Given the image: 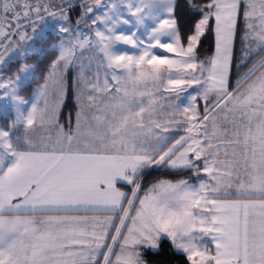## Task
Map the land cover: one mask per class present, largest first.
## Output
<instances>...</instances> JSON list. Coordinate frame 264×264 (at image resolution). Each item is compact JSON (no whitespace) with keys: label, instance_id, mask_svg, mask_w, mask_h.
<instances>
[{"label":"snow or ice","instance_id":"obj_1","mask_svg":"<svg viewBox=\"0 0 264 264\" xmlns=\"http://www.w3.org/2000/svg\"><path fill=\"white\" fill-rule=\"evenodd\" d=\"M185 4L0 0V264H264V0Z\"/></svg>","mask_w":264,"mask_h":264},{"label":"trees","instance_id":"obj_2","mask_svg":"<svg viewBox=\"0 0 264 264\" xmlns=\"http://www.w3.org/2000/svg\"><path fill=\"white\" fill-rule=\"evenodd\" d=\"M200 2V0H197ZM54 3V2H53ZM80 14V9L76 8L72 13V19L74 20L78 18ZM178 22L181 28L182 35L186 37L189 34L192 25L194 24L195 20L198 19V16L191 14L187 6L185 4V0H180V5L178 8ZM213 46V41L210 35H207L202 38V42L200 45V51L203 55H211V49ZM47 53L42 52L40 54H34L32 57L29 58L32 62H36L41 67H46L47 63H49V59H47ZM35 84L31 85L33 88ZM30 93V91L28 92ZM75 108L74 98L69 96L66 100L65 106L63 107V117H69L72 111ZM160 178H168L174 179V177L169 173L163 171H153L150 175L146 177L144 180V187H148L150 184L154 183L155 180ZM143 257L147 261L148 264H184V257L179 254H174V250L170 244V242L163 238L160 242V246L157 250L151 249H144Z\"/></svg>","mask_w":264,"mask_h":264},{"label":"rangeland","instance_id":"obj_3","mask_svg":"<svg viewBox=\"0 0 264 264\" xmlns=\"http://www.w3.org/2000/svg\"><path fill=\"white\" fill-rule=\"evenodd\" d=\"M53 2L55 3V2H57V0H53ZM91 2H92V0H91ZM76 19L74 18V20L73 21H75ZM13 39H15V37H13ZM44 45H41L39 42L36 44V47L37 48H41V47H43ZM236 49H237V51H236V54H237V56H239V41H237V45H236ZM162 51V50H161ZM28 62L29 63H36V62H32L31 60H28ZM15 69V64H13V66H12V70H14ZM5 77H7V75H8V72L6 71L5 72ZM235 68H233V77H232V80H233V83L235 82ZM36 87V85L33 87V88H35ZM31 93H24V95H30ZM3 116H4V114L3 113H0V124H3V122H4V120H3ZM9 118V117H8ZM163 239V238H162ZM161 239V240H162ZM144 260H145V258L144 257H142ZM145 262H146V264H147V261L145 260Z\"/></svg>","mask_w":264,"mask_h":264},{"label":"crops","instance_id":"obj_4","mask_svg":"<svg viewBox=\"0 0 264 264\" xmlns=\"http://www.w3.org/2000/svg\"><path fill=\"white\" fill-rule=\"evenodd\" d=\"M71 117H72V121L73 123L75 122V113H76V107L74 108V110L71 112ZM9 119H11V117H9ZM61 119V123L66 122V120L68 119V117H63V109H62V115L60 117ZM148 264V263H147Z\"/></svg>","mask_w":264,"mask_h":264},{"label":"built area","instance_id":"obj_5","mask_svg":"<svg viewBox=\"0 0 264 264\" xmlns=\"http://www.w3.org/2000/svg\"><path fill=\"white\" fill-rule=\"evenodd\" d=\"M89 2H91V0H89ZM22 23H24V22L22 21ZM29 32H30V29H29Z\"/></svg>","mask_w":264,"mask_h":264}]
</instances>
